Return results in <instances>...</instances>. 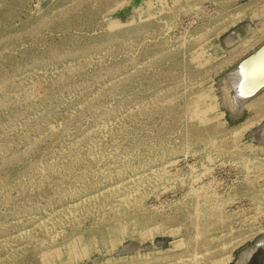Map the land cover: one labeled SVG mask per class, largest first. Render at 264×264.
Wrapping results in <instances>:
<instances>
[{"label":"rangeland","instance_id":"rangeland-1","mask_svg":"<svg viewBox=\"0 0 264 264\" xmlns=\"http://www.w3.org/2000/svg\"><path fill=\"white\" fill-rule=\"evenodd\" d=\"M263 41L264 0H0V264L254 250L264 89L226 76Z\"/></svg>","mask_w":264,"mask_h":264},{"label":"water","instance_id":"water-1","mask_svg":"<svg viewBox=\"0 0 264 264\" xmlns=\"http://www.w3.org/2000/svg\"><path fill=\"white\" fill-rule=\"evenodd\" d=\"M241 28V27H239ZM234 80H229L231 96L239 113L242 103L264 89V41L242 57L229 71ZM227 77V76H226ZM255 249L243 264H264V236L254 242Z\"/></svg>","mask_w":264,"mask_h":264},{"label":"bare ground","instance_id":"bare-ground-1","mask_svg":"<svg viewBox=\"0 0 264 264\" xmlns=\"http://www.w3.org/2000/svg\"><path fill=\"white\" fill-rule=\"evenodd\" d=\"M245 30H246V28H244ZM244 29H241V30H237L236 32L237 33H239L240 35H242L243 34V31H244ZM237 35V34H236ZM234 37V36H233ZM229 41V40H228ZM230 42H231V40H230ZM227 81H229V80H234V77L232 78L231 77V74L229 73L228 74V76H227ZM230 86V85H229ZM261 92V91H260ZM229 96H230V98H232V96H231V87L229 88ZM256 96V95H255ZM223 98V97H222ZM232 99H234V98H232ZM231 99V100H232ZM223 100V99H222ZM226 103V102H225ZM234 103V102H233ZM235 104V103H234ZM236 105V104H235ZM236 107H237V105H236ZM237 110V109H236ZM251 254V250L250 251H243L241 254H240V256H239V258L237 259V262H236V264H243L244 262H245V260H246V258L249 256Z\"/></svg>","mask_w":264,"mask_h":264},{"label":"crops","instance_id":"crops-1","mask_svg":"<svg viewBox=\"0 0 264 264\" xmlns=\"http://www.w3.org/2000/svg\"><path fill=\"white\" fill-rule=\"evenodd\" d=\"M235 118H238V117H235ZM229 120H232V119H231V117H229ZM231 263H233V260H232V261H230V263H229V264H231ZM235 264H236V262H235Z\"/></svg>","mask_w":264,"mask_h":264}]
</instances>
